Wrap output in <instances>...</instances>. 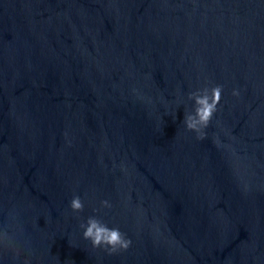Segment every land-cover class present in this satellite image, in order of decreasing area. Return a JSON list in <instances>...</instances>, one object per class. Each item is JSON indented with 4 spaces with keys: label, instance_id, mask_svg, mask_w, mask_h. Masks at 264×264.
<instances>
[{
    "label": "water",
    "instance_id": "95a60500",
    "mask_svg": "<svg viewBox=\"0 0 264 264\" xmlns=\"http://www.w3.org/2000/svg\"><path fill=\"white\" fill-rule=\"evenodd\" d=\"M25 262L264 264V0H0V264Z\"/></svg>",
    "mask_w": 264,
    "mask_h": 264
},
{
    "label": "clouds",
    "instance_id": "9594fccd",
    "mask_svg": "<svg viewBox=\"0 0 264 264\" xmlns=\"http://www.w3.org/2000/svg\"><path fill=\"white\" fill-rule=\"evenodd\" d=\"M222 91L221 85H215L211 88L204 87L189 93L188 99L195 102L194 113L185 114L183 122L188 130L199 133L198 139L204 138L201 130L208 126L213 114L217 111ZM232 95L238 96L239 92L233 90ZM101 206L110 208L111 204L109 201L103 200ZM70 208L73 212L83 211L84 203L79 195L73 196L70 201ZM80 227L84 229L83 238L89 240L93 248H104L109 254L127 250L131 246L132 241L127 238L125 233L121 232L118 227H108L96 216L89 217L86 224L81 223Z\"/></svg>",
    "mask_w": 264,
    "mask_h": 264
}]
</instances>
